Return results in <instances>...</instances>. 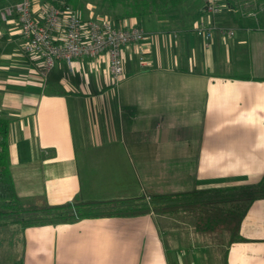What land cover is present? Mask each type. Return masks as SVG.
Segmentation results:
<instances>
[{"label": "crops", "instance_id": "1", "mask_svg": "<svg viewBox=\"0 0 264 264\" xmlns=\"http://www.w3.org/2000/svg\"><path fill=\"white\" fill-rule=\"evenodd\" d=\"M14 1L0 0V8ZM224 1L213 16L202 1L193 19L114 16L115 25H139L145 33L123 46L118 84L105 53L71 65L57 60L43 81L15 16L0 17V115L10 119L18 195L62 204L259 181L264 0ZM47 3L33 0L36 15ZM200 20L234 33L215 31L206 42L195 32ZM62 35L58 29L54 38ZM158 219L146 213L28 226L21 232L23 264H264V197L250 203L242 238L221 253L195 229L161 228Z\"/></svg>", "mask_w": 264, "mask_h": 264}, {"label": "trees", "instance_id": "2", "mask_svg": "<svg viewBox=\"0 0 264 264\" xmlns=\"http://www.w3.org/2000/svg\"><path fill=\"white\" fill-rule=\"evenodd\" d=\"M49 2L70 4L74 8L80 5V0H47ZM184 0H113L124 4L134 16L148 14H165L170 7L174 8ZM204 1V0H203ZM124 12L114 15L123 17ZM10 119L0 115V229L9 224H18L21 232L28 226L73 222L80 218L139 215L153 213L159 216L158 222L164 228L165 222L173 221L174 215L183 216V220L192 225L198 233L211 234L215 229L229 233L226 243L237 241L240 223L250 205L264 197V175L252 184L229 187L227 189H194L182 193H150L148 197L128 199H109L102 201H83L74 199L62 204H50L46 200L40 202L21 198L15 188L8 155V132ZM224 190V191H222ZM240 193L234 199H228L232 191ZM220 191L223 196L209 193ZM205 194V195H204ZM239 196V197H238ZM183 198V199H182ZM184 214V215H183ZM187 214V215H185ZM165 216V217H164ZM188 216V217H187ZM180 217V216H178ZM12 264H23V254Z\"/></svg>", "mask_w": 264, "mask_h": 264}, {"label": "built area", "instance_id": "3", "mask_svg": "<svg viewBox=\"0 0 264 264\" xmlns=\"http://www.w3.org/2000/svg\"><path fill=\"white\" fill-rule=\"evenodd\" d=\"M224 0H204L201 9L208 15L223 10ZM15 16L24 38V50L40 60L39 76L47 78L57 60L68 65L81 57H94L105 53L108 57L109 73L115 84L123 72V46L142 40L144 30L139 25L120 27L106 18L93 19L82 16L70 4L49 2L36 15L33 0H15L0 8V17L7 20ZM62 29L59 40L54 38L56 30ZM215 31L232 35L234 30L214 21L200 20L195 32L207 42Z\"/></svg>", "mask_w": 264, "mask_h": 264}, {"label": "rangeland", "instance_id": "4", "mask_svg": "<svg viewBox=\"0 0 264 264\" xmlns=\"http://www.w3.org/2000/svg\"><path fill=\"white\" fill-rule=\"evenodd\" d=\"M203 0H184L179 4L178 6L171 8L163 15H161L160 19H164L166 16H175L180 17L182 19H186V17H190L193 19L196 16V10L199 4ZM113 0H80V5L76 8L78 12L82 16L88 15V17L93 19H102L106 18L110 20L112 23H114V15H118L121 13H125L127 15L124 16H132L134 17V14L131 13V11H128L129 8L126 7L124 4H121L119 2H116L113 5ZM128 9V10H127ZM152 16H155V14H151ZM157 17H160V15H156ZM144 17H142V20ZM157 22V20H156ZM224 191V190H222ZM214 193H209L210 195L214 194V196H223V194L220 191H213ZM240 191H232L230 192L227 198L228 199H234L239 195ZM205 195V194H204ZM239 197V196H238ZM183 199V198H182ZM184 215V214H183ZM187 215V214H185ZM180 216V219L179 217ZM176 217L177 221H171L168 220V222H165V226H175L189 231L194 230L195 228H190V223L187 222L191 220L190 218L187 219V221H184L182 218L183 216L181 214H178ZM188 217V216H187ZM179 220V221H178ZM192 226V225H191ZM196 231V230H195ZM200 236L202 235V240L206 242H212V244L219 246L220 253L223 252V246L226 244V241L229 237V233L225 230L221 231L220 229H215L214 232L211 234L206 233H198ZM187 238V237H186ZM217 250V249H216ZM22 254V240H21V230L20 226L18 224H9L8 227L0 229V264H12L14 260H18V258Z\"/></svg>", "mask_w": 264, "mask_h": 264}]
</instances>
